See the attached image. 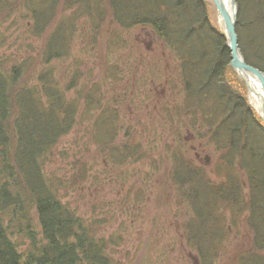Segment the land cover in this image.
<instances>
[{"label":"trees","instance_id":"obj_1","mask_svg":"<svg viewBox=\"0 0 264 264\" xmlns=\"http://www.w3.org/2000/svg\"><path fill=\"white\" fill-rule=\"evenodd\" d=\"M104 1L0 0V30L26 20L23 39L17 43L11 37L16 50L32 49L25 36L42 42L40 63L31 73L26 52L20 58L25 55L27 62L12 60L16 53L11 62L2 60L6 39L0 35V264H119L113 251L108 252L114 237L101 235L104 222L93 210L82 214L69 197L96 166L135 167L143 159L153 168L160 160L170 162L172 183L190 207L184 229L199 264L219 259L229 211L247 214L253 232V249L240 256V263L264 264V122L248 103L244 83L236 79L231 50L210 20L208 2L106 0L107 8ZM237 5L240 50L248 64L264 71V0H237ZM61 6L66 15L56 19ZM13 15L15 23L10 21ZM83 15L89 20V51L110 15L118 29L110 40L114 50L109 60L127 47L122 32L142 29L154 34L175 59V70L169 73L163 63V68L150 63L148 71L134 65L143 77L131 78L120 89L113 81L123 79L125 72H109L90 84L91 75L79 68H72V74L58 69L55 62L74 53L77 19ZM112 63L107 71L119 66ZM156 78L167 86L166 98L155 111L157 119L150 117L144 122L147 130H142L135 126L141 122L138 116L124 109H140L146 96L153 97L159 84L146 82ZM187 127L197 128L204 149L217 153L216 180L187 157L182 147ZM82 128L93 150L86 147L87 153L75 155L72 162H78L70 166L76 175L62 179L50 164L61 142ZM146 175L151 187L156 176ZM233 214L231 223L236 225Z\"/></svg>","mask_w":264,"mask_h":264},{"label":"rangeland","instance_id":"obj_2","mask_svg":"<svg viewBox=\"0 0 264 264\" xmlns=\"http://www.w3.org/2000/svg\"><path fill=\"white\" fill-rule=\"evenodd\" d=\"M206 1L209 4L210 20L220 29L219 11L214 1ZM104 5L109 8L106 0ZM62 7H59L56 12V19H61L66 15ZM69 12L70 10L67 11V15ZM16 19L13 15L10 21H17ZM77 23L80 33L78 39L76 38L72 57L63 62H55L56 67L64 70V72L69 71L72 74L70 71L72 68H79L86 76L91 75V79L88 80L90 84L109 72L112 75L125 72L123 76L121 73L124 80L113 81L116 84L115 86L120 85L119 88L121 89L124 82L125 84L131 83V78L141 80L143 77L141 71L145 68L147 70L150 63L158 64L161 68H163V64L165 68L169 65V73L175 70V59L158 43L157 37L147 30L135 29L130 32H122L121 35L126 37L125 40L128 41L127 47L114 52L112 59L109 60L114 50H110V40L113 38V32L118 29L110 15L107 16L103 27H101L97 43L91 51L87 49L89 43L87 28L89 20L87 16L79 17ZM24 24H26V20H18L15 24H6L1 28L0 35L6 39L2 50L5 58L2 60L11 62L12 54L16 53L19 56L13 57L12 60L16 59L17 63H24L27 62V57L32 64V68L28 72L31 71L32 73L40 63V43L42 42L30 36H25L32 49L29 52L23 50L18 52L14 47L15 43H12L13 38H11L16 36L15 42L17 43L23 39L21 35L24 37ZM24 52L28 55L20 58ZM142 58H144L143 63L141 62ZM111 62L118 63L119 66H110V70L107 71ZM134 65L138 66L141 71ZM235 74L236 79L244 83L248 103L252 106L248 85L236 70ZM110 84H113L112 81H110ZM146 84H159L156 87L157 93L153 97L151 95L146 96L145 102H142L143 107L141 105L140 109L133 110L132 107L124 109L128 111L129 115L138 116L141 122L136 123L135 126L136 128L140 126L139 128L142 130H147L148 126L144 122L150 117L157 119L155 111L162 107L163 98H166L164 93L168 89L157 78L154 81L149 80ZM129 93H131V90H129ZM252 108L254 107L252 106ZM254 110L257 117L263 120L261 113L255 108ZM199 137H197V128L189 129L187 127L183 130L185 142L182 143V147L187 149L189 155L187 157L205 166L210 178L216 180L213 169L217 166L218 155L212 149L205 150V140ZM86 147L93 150L88 137L85 138L84 128L71 132L57 148L56 160L50 164L52 166L51 171H56L54 174L62 179H69L75 172L70 164L78 162V160L72 162L74 156L81 154L82 150L87 153L89 150H86ZM66 152L68 154L65 156ZM62 154L64 155L62 156ZM68 156L69 158H67ZM145 162L146 159H143L135 162V167L125 165L120 166L119 169L113 167L107 169L104 168L103 164L96 166L89 180L82 184L81 188L78 187L74 190V193L70 194V201L82 214L93 210L95 215L101 218L99 220H102L105 224L101 235L106 234L114 237L115 244L110 247L108 252L111 254V250L113 251L111 255L119 264H199L198 255L195 249L189 245L188 235L184 229L186 221L190 220L188 218L190 207L188 202L182 198L184 192L172 183L173 181L169 176L171 174L170 162L160 160V166L157 165L154 168L152 163L146 165ZM146 172L154 173L156 176V180L154 184H151V187L146 181L148 178ZM117 175L125 179L120 180ZM132 175L137 177L134 179ZM96 176H100V181H94ZM138 196L140 197L136 198ZM230 213L231 211L226 213V219H228V223H226L227 237L224 240L221 255L215 264H241L240 256L251 252L254 246L253 232L245 219L247 214L241 216L238 213H231L234 216L236 215L235 217L238 219L237 224L233 225L231 223L233 217Z\"/></svg>","mask_w":264,"mask_h":264},{"label":"water","instance_id":"obj_3","mask_svg":"<svg viewBox=\"0 0 264 264\" xmlns=\"http://www.w3.org/2000/svg\"><path fill=\"white\" fill-rule=\"evenodd\" d=\"M220 16V29L227 40V44L231 50V66L236 72L244 78L246 84L250 89V79H256L261 83L264 90V72L258 68L248 64L239 47L238 36L236 32V24L238 17L237 0L230 1V8H228L223 0H213ZM264 120V112L261 113Z\"/></svg>","mask_w":264,"mask_h":264},{"label":"bare ground","instance_id":"obj_4","mask_svg":"<svg viewBox=\"0 0 264 264\" xmlns=\"http://www.w3.org/2000/svg\"><path fill=\"white\" fill-rule=\"evenodd\" d=\"M225 5L230 8L231 0H223ZM264 72V71H263ZM250 101L252 106L257 109L259 113L264 112V90L261 83L256 79H250Z\"/></svg>","mask_w":264,"mask_h":264}]
</instances>
